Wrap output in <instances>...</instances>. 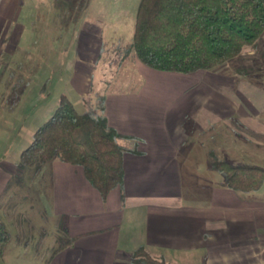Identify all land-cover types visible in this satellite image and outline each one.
<instances>
[{
  "label": "crops",
  "instance_id": "1",
  "mask_svg": "<svg viewBox=\"0 0 264 264\" xmlns=\"http://www.w3.org/2000/svg\"><path fill=\"white\" fill-rule=\"evenodd\" d=\"M12 25L7 23L9 28ZM15 26L19 33L12 52L4 56L7 47L0 48V143L12 138L31 141L39 124L58 106L50 100L54 89L47 87L52 75L40 88L44 75L36 67L22 65L26 73L19 70L21 66L13 69V63L21 61L18 51L32 31L20 22ZM86 29L99 30L94 24ZM94 43L78 40L76 58ZM216 71L160 74L184 79L203 73L200 78H208L211 85L230 90L236 97L231 100L228 96L231 103L217 107L196 105L193 99L174 109V120H159L155 114L151 118L146 98L101 94L96 88L93 98L98 103L104 98L109 126L125 137L119 140L125 148L124 182L103 200L80 166L53 160L29 167L43 205L50 216L61 219L56 223L58 245L49 250L51 258L43 264H66L70 254L77 255L78 264H132L131 257L140 247L169 264H264L263 186L248 193L231 190L211 166L216 157L233 165L264 168V86H256L249 73L228 77ZM75 72L71 77L58 76L53 96L58 101L63 94L72 101L70 82L76 95L89 98L93 89L87 87L89 76L82 69ZM259 76L264 79V72ZM34 78L39 86L31 88ZM86 108L85 104L82 110ZM214 135L222 140L217 151L211 145ZM17 171L12 169L13 176ZM2 173L0 169V176Z\"/></svg>",
  "mask_w": 264,
  "mask_h": 264
},
{
  "label": "rangeland",
  "instance_id": "2",
  "mask_svg": "<svg viewBox=\"0 0 264 264\" xmlns=\"http://www.w3.org/2000/svg\"><path fill=\"white\" fill-rule=\"evenodd\" d=\"M140 1L0 0V48L7 47V51H3L4 56L12 52L13 40L19 33V27L14 28V25L18 22L26 24L28 29H32L28 32L31 35L28 42L19 49L17 55L21 61L13 63V69L18 70L21 66L19 70L26 73L27 68L22 65L30 66V69L36 67V72L44 75L40 80V88L44 87L45 79L52 75L47 87L54 89L50 97V100L53 98V105L58 102L57 96L53 97L58 87L55 85L58 76L62 74L63 77H71L75 71L82 69L89 76L87 87L93 88H90L89 98L83 100L76 95L71 82L68 87L69 96L80 112H84L82 109L85 104V111L91 109L94 102L97 106L98 101L93 98L96 88L101 94L107 91L146 98L150 105V117L155 114L159 120L176 119L174 109L192 103L193 99H196L193 104H206L209 107L231 103L228 96L231 100H236L230 90L222 91L216 85H211L208 78H200L203 73L182 75L184 79L163 77L160 75L164 74L162 71L155 72L141 63L133 51L130 52ZM15 13L18 14V19ZM7 23H13L12 27L9 28ZM91 24L96 25L99 30L89 32L86 27ZM97 33L99 37L95 36ZM80 39L95 40V43L86 46L85 54L79 53L76 58L77 42ZM56 56L62 59L57 61ZM215 70L228 77L236 72L249 73L256 86H264V79L259 76L264 72V34L254 45L245 48L240 55ZM214 80L216 79L213 78ZM31 83V88H35L37 80L34 78ZM183 90L185 93L182 94ZM47 119L49 118L39 125ZM26 141H15L12 138L0 143V169L3 172L0 176V225L11 235L0 264L48 263L51 258L49 250L58 245L55 243L58 229L56 223L61 219L50 216L43 205V196L33 183L32 169H19L20 153L32 143L33 138ZM221 142L220 135L212 137L214 151L220 150ZM232 162L237 163L234 160ZM14 167L18 168L16 176L12 174ZM41 188H44L43 183ZM65 258L66 264H78L77 255L70 254Z\"/></svg>",
  "mask_w": 264,
  "mask_h": 264
},
{
  "label": "trees",
  "instance_id": "3",
  "mask_svg": "<svg viewBox=\"0 0 264 264\" xmlns=\"http://www.w3.org/2000/svg\"><path fill=\"white\" fill-rule=\"evenodd\" d=\"M263 34L264 0H141L130 52L156 71L190 74L223 66ZM121 139L125 137L109 126L104 115V98L96 108L80 112L63 94L54 114L21 152L20 167L53 160L80 166L106 200L124 182ZM211 166L231 190L248 193L264 184L261 167L233 165L216 157ZM10 240L0 225V258ZM131 263L169 264L144 247L133 253Z\"/></svg>",
  "mask_w": 264,
  "mask_h": 264
}]
</instances>
